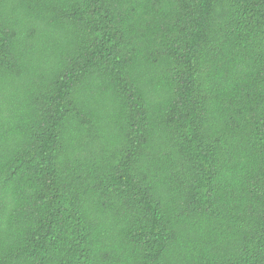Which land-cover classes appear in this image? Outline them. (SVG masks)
Wrapping results in <instances>:
<instances>
[{"label": "trees", "instance_id": "16d2710c", "mask_svg": "<svg viewBox=\"0 0 264 264\" xmlns=\"http://www.w3.org/2000/svg\"><path fill=\"white\" fill-rule=\"evenodd\" d=\"M0 264H264V0H0Z\"/></svg>", "mask_w": 264, "mask_h": 264}]
</instances>
